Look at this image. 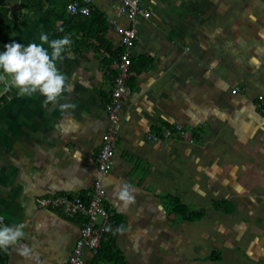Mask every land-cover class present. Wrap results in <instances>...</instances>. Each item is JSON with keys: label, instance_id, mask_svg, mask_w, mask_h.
I'll use <instances>...</instances> for the list:
<instances>
[{"label": "crops", "instance_id": "1", "mask_svg": "<svg viewBox=\"0 0 264 264\" xmlns=\"http://www.w3.org/2000/svg\"><path fill=\"white\" fill-rule=\"evenodd\" d=\"M72 1L0 5L12 22L0 32V53L13 42L39 44L42 32L50 41L70 36L57 67L73 85L60 103L75 105L62 112L0 84V216L24 225L20 243L31 249L27 257L0 250V264H67L80 224L37 203L84 195L99 179L116 58L87 37L93 26L85 24L100 16L117 54L116 29L131 22L117 11L121 0H91L88 16L71 14ZM142 8L149 16L137 19L130 92L102 179L120 229L118 258L95 261L85 251V264H264V117L255 107L264 95V0H143ZM174 125L187 137L150 138ZM171 199L186 214L173 212Z\"/></svg>", "mask_w": 264, "mask_h": 264}, {"label": "built area", "instance_id": "2", "mask_svg": "<svg viewBox=\"0 0 264 264\" xmlns=\"http://www.w3.org/2000/svg\"><path fill=\"white\" fill-rule=\"evenodd\" d=\"M143 0H121L117 7L119 14L125 15L131 25L129 28L118 27L116 32L120 38L122 51L115 59V75L112 79V88L109 99L105 104V111L108 119V126L101 137V146L95 157L99 179L91 185L84 195H52L39 199L37 205L41 210L60 211L67 219L83 217L80 225V234L74 243L67 264H85L84 254L88 251L95 255L107 232L116 224V218L104 205L105 189L102 179L105 178L113 167V158L117 142L119 141L118 124L124 98L129 94L130 89L127 81L131 75L132 58L130 51L139 41L136 23L139 17H148L149 13L142 8ZM91 0H73L68 11L73 15H90ZM234 89L233 94L239 92ZM257 112L264 117V95L257 96L255 100ZM173 135L185 138L186 130L180 125L162 129L160 136L150 134L151 139L159 137L170 138ZM190 143L193 139H188Z\"/></svg>", "mask_w": 264, "mask_h": 264}, {"label": "clouds", "instance_id": "3", "mask_svg": "<svg viewBox=\"0 0 264 264\" xmlns=\"http://www.w3.org/2000/svg\"><path fill=\"white\" fill-rule=\"evenodd\" d=\"M39 40V44L33 42L27 46L15 42L5 45L6 50L0 53V84L5 88H15L20 97L39 94L45 107L58 105L62 112L74 109L75 105L70 102L60 103L65 93L73 91V85L57 67V62L63 60L71 49L70 36L50 41L48 34L42 32ZM123 195L128 198L127 193ZM23 229V224H4V217L0 216V250L7 252L11 248L19 256L27 257L31 249L20 243L25 235Z\"/></svg>", "mask_w": 264, "mask_h": 264}, {"label": "trees", "instance_id": "4", "mask_svg": "<svg viewBox=\"0 0 264 264\" xmlns=\"http://www.w3.org/2000/svg\"><path fill=\"white\" fill-rule=\"evenodd\" d=\"M0 5H2V0H0ZM89 19H90V21H88L85 24V26L87 28L89 26H93V28H91V32L89 34H87V37L88 38L92 37V38L96 39V41L100 45H103V46L106 47L105 53L110 54V56H112V57L114 55L115 58H116L117 57V54L120 53L122 51V49L117 54H113L111 52L108 44L106 43L104 37L102 36V34L104 32V29L102 30L101 29V26H103V28H105V27H104V25H101V21H100V20H102L101 17L98 16V15H95L93 13V14H91V16L87 20H89ZM65 22H68V20L67 21L65 20ZM11 23H12L11 22V19H10V17L9 18L7 17V14H4L3 16L0 15V32L3 33V36L6 35L7 32L9 31V28L11 26L10 25ZM103 23L104 22L102 21V24ZM61 33L64 34V32H63L62 29H61ZM76 44H79V42H77ZM105 60H107V59L105 58ZM131 67H132V65H131ZM127 84L129 85V82L128 81H127ZM170 204H171L170 205L171 208L173 209V212H175V213H178L179 212L180 214H186L187 208L183 204L179 203L177 199H171L170 200ZM54 212H57L60 215H62L60 213V211H54ZM189 218L190 219H193L194 218V215H191ZM69 220H76L81 225V222L84 221V218L83 217H75V218H72V219H69ZM109 229L110 230H107V232L105 233L104 239L101 242L100 247H99L97 253L95 255H92L93 256V259L95 261H105L109 257V260H114L115 263L117 262L118 256H116V254H114V252H113L114 237H115V235L117 233L116 232L117 231V221H116V224L114 226V229H112V228H109Z\"/></svg>", "mask_w": 264, "mask_h": 264}, {"label": "bare ground", "instance_id": "5", "mask_svg": "<svg viewBox=\"0 0 264 264\" xmlns=\"http://www.w3.org/2000/svg\"><path fill=\"white\" fill-rule=\"evenodd\" d=\"M129 89H130V88H129ZM127 95H128V94H127ZM127 95H126V96H127ZM126 96H125V97H126Z\"/></svg>", "mask_w": 264, "mask_h": 264}]
</instances>
